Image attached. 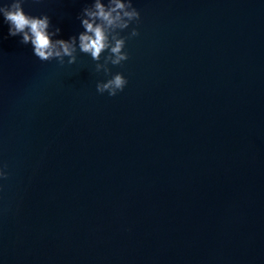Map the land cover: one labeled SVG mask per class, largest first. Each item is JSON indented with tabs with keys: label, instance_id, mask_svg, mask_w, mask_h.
I'll list each match as a JSON object with an SVG mask.
<instances>
[{
	"label": "water",
	"instance_id": "95a60500",
	"mask_svg": "<svg viewBox=\"0 0 264 264\" xmlns=\"http://www.w3.org/2000/svg\"><path fill=\"white\" fill-rule=\"evenodd\" d=\"M92 2L22 7L68 40ZM132 2L110 75L0 15V264H264V0Z\"/></svg>",
	"mask_w": 264,
	"mask_h": 264
},
{
	"label": "clouds",
	"instance_id": "9594fccd",
	"mask_svg": "<svg viewBox=\"0 0 264 264\" xmlns=\"http://www.w3.org/2000/svg\"><path fill=\"white\" fill-rule=\"evenodd\" d=\"M23 3L24 0H10V3L0 4V15L9 25L8 35L20 36V43L30 44L33 54L40 61L56 60L63 66L67 57V63L71 65L76 62L79 50L97 62V72L103 70L105 75H110L109 64L121 65L129 59L128 53L124 51L126 40L139 35L137 28H132L128 37L121 36V32L133 22H140V12L133 6L132 0H107V4L102 0H93L78 16L84 30L68 40L54 39L59 35L60 28L53 29L51 19L46 14L37 17L25 13ZM105 52L108 54L104 56L103 63H100ZM127 83L122 73H116L106 82H97L96 90L101 94L107 92L109 96H116ZM7 175L0 168V178L7 179Z\"/></svg>",
	"mask_w": 264,
	"mask_h": 264
}]
</instances>
